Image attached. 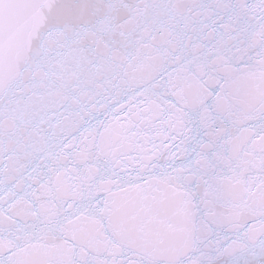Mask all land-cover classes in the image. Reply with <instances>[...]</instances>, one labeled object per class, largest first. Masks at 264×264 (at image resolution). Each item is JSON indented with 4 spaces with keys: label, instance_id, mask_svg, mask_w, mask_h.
<instances>
[{
    "label": "snow or ice",
    "instance_id": "obj_1",
    "mask_svg": "<svg viewBox=\"0 0 264 264\" xmlns=\"http://www.w3.org/2000/svg\"><path fill=\"white\" fill-rule=\"evenodd\" d=\"M0 264H264V0H0Z\"/></svg>",
    "mask_w": 264,
    "mask_h": 264
}]
</instances>
